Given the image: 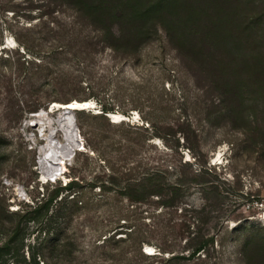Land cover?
I'll return each mask as SVG.
<instances>
[{"label": "rangeland", "instance_id": "1", "mask_svg": "<svg viewBox=\"0 0 264 264\" xmlns=\"http://www.w3.org/2000/svg\"><path fill=\"white\" fill-rule=\"evenodd\" d=\"M86 100L41 179V147L66 140L33 115ZM70 183V222L8 211ZM0 223V264H264V0H0Z\"/></svg>", "mask_w": 264, "mask_h": 264}, {"label": "trees", "instance_id": "2", "mask_svg": "<svg viewBox=\"0 0 264 264\" xmlns=\"http://www.w3.org/2000/svg\"><path fill=\"white\" fill-rule=\"evenodd\" d=\"M29 62L28 59H25L23 61V65L26 66V63ZM103 111L105 113H109V112H114V107H110V106H104ZM73 187L72 183L67 184L66 186H62L60 188H56V190H54L51 193H45L43 194L41 197H38L35 200V204L30 205L31 208H33L32 210H28L26 212L23 211H14V210H10L8 209V211L13 215V216H18V218H31L35 221L37 220H43L45 217L49 216V212L52 210V208L54 209V214L50 215L48 217V224L49 222H52L56 219L58 220H62L65 222H70L71 219L73 218V215L76 211L80 210L83 208L84 206V202H83V194H74L73 197H71V193L69 195H64L62 196L60 199H58L59 195H60V191L63 189H68L71 190V188ZM2 224L0 223V226ZM60 226V225H59ZM124 225H121L119 221L113 223H110V225L106 226V228H104L102 230V232L99 234V236H103L104 232L108 231H114L110 233L106 238H104V241L102 244H108V246L112 247L109 249L110 254L113 251V248L118 249L121 247L122 242H124L126 239H123L122 237H118V230L120 227H122ZM51 228V227H50ZM49 228V229H50ZM18 231L19 229L16 231V234L14 236H18ZM134 230L129 231L128 236L133 237V235L135 233H133ZM47 233H49V236L51 235V231L49 230ZM53 234V233H52ZM56 235V238H55ZM61 235L60 232H55V234L53 235V238L50 241V244L53 243V240H57L55 247L58 251L59 254H68L70 252H72L73 249H71V246L73 243L70 242L69 239H61L59 238ZM134 240V243L137 244L139 252L143 255V256H148L147 253H145L142 250V244L143 242H145V240L143 239H139L138 237H133L132 238ZM97 241V240H96ZM99 244V243H97ZM215 244V241L213 238H203L201 240H199L197 242V244L195 246H193V250H191V255L189 256L191 257H196V256H200L201 254H203L204 252L209 250V247L211 245ZM44 245V243L42 244ZM118 247V248H117ZM1 251V249H0ZM41 256V255H40ZM38 254H34L33 255V259H31L30 262H28V264H39L38 261V257H40ZM42 257V256H41ZM45 257V256H43Z\"/></svg>", "mask_w": 264, "mask_h": 264}, {"label": "water", "instance_id": "3", "mask_svg": "<svg viewBox=\"0 0 264 264\" xmlns=\"http://www.w3.org/2000/svg\"><path fill=\"white\" fill-rule=\"evenodd\" d=\"M87 102L92 101H71L69 103H59V102H51L46 109H42L39 113L34 114L33 116L39 117L42 115H48V114H55L54 120L58 124V126L63 130L64 132V138L66 140L65 145H60L59 141L53 140L50 141V144H46L41 147L40 149V155H39V166L41 169V175L46 180H54L57 178L58 174H50V169L51 167L56 165V162L61 158L59 149L60 148H74L76 147L77 144H80V134H79V129L76 125L75 121V113L78 111L86 110L90 108L91 106L79 108L76 106H72V104H79V105H84ZM109 116V115H108ZM69 117L72 118L73 120V126L71 127V132L69 135H67L66 132V125L65 122ZM51 121V120H49ZM113 123H116L115 120H112ZM64 123V124H63ZM34 126L38 127L39 122L36 120L34 122ZM49 153V154H48Z\"/></svg>", "mask_w": 264, "mask_h": 264}, {"label": "bare ground", "instance_id": "4", "mask_svg": "<svg viewBox=\"0 0 264 264\" xmlns=\"http://www.w3.org/2000/svg\"><path fill=\"white\" fill-rule=\"evenodd\" d=\"M90 104L87 102L86 104H84V105H79V104H72V106H76V107H82V106H89ZM65 122V125H66V132H67V135H69L70 134V132H71V127L73 126V120H72V118L71 117H69L66 121H64ZM64 124V123H63ZM51 137V136H50ZM49 140V139H48ZM50 141H53L52 139L50 140ZM50 141H48V144H50ZM49 154V153H48ZM61 159V158H60ZM63 159V158H62ZM62 164V163H61ZM60 164V165H61ZM59 170V168L58 167H56V166H53V167H51V169H50V174H57V171ZM45 179V178H44Z\"/></svg>", "mask_w": 264, "mask_h": 264}]
</instances>
